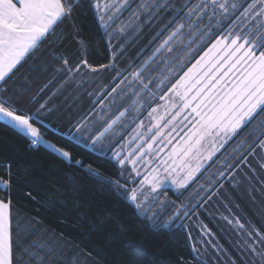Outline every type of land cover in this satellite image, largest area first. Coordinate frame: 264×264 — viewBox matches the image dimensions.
<instances>
[{
    "label": "snow or ice",
    "instance_id": "snow-or-ice-1",
    "mask_svg": "<svg viewBox=\"0 0 264 264\" xmlns=\"http://www.w3.org/2000/svg\"><path fill=\"white\" fill-rule=\"evenodd\" d=\"M83 2L84 0H0V123L25 138L29 148L44 145L64 161L81 167L85 166L81 159H74L71 151L45 140L40 127L36 126L35 121L40 119V109L46 105L41 104L34 114L26 111L16 95L9 94L6 85L18 66H22V62H26L27 58L38 52L54 36L57 43L62 39L57 34V29L64 20L74 17L75 10ZM89 3L111 46V40L117 38L115 33L123 34L126 30L125 25L115 28L113 24L121 9L128 6L129 0H89ZM162 8H171L177 15L156 33L155 38L160 42L152 55L143 61L138 71L129 73L132 80L127 85L125 81L129 77L122 76L110 88H104L97 96L99 107L86 114L75 125V132L72 133V139L77 143L87 135L85 146L91 147L93 152L97 151L98 145H112V154L121 168L127 163L131 166V172L143 177L139 181V188H128L121 185L119 179L110 180L91 164L87 165L89 174L98 182L116 185L121 197L131 200L136 209H142L156 230L187 217L190 209L185 203L176 204L172 201V214L167 221H160L157 219L158 213L152 212L154 205L146 207L149 195L152 194L151 198L159 203L155 194L164 183L174 184L178 189L186 188L194 173L203 167V160H212L229 140L264 114V0H188L179 5L173 4L171 0H155L154 3L153 0H148L140 5L133 17L138 18L141 12H147L151 16ZM72 28L76 33L74 39L78 47L86 49L87 42L79 37L78 27L73 24ZM213 28H223L224 31L217 34L214 42L174 82L165 77L157 85L164 90V94L158 97L164 103L148 111L146 119L149 123L145 125L144 120H140L135 128L129 129L132 135L123 144L117 140L113 145L120 128L126 123V115L139 103L133 101L132 105L116 114L111 113L115 101L127 92L133 82H139L142 86L140 90H147L148 84L144 77L151 74L153 65L166 59L163 55L165 52L172 53L186 39L197 34L201 41L209 39L213 35ZM109 29L112 31L109 32ZM164 32H167L166 36L163 35ZM193 42L194 40H189L187 47L191 48ZM116 47L120 51L113 52L112 63L99 67L89 63L83 54L74 61L66 56H54L62 65L55 71L68 77L74 85L77 83V76L82 78L89 73H99L102 69L112 68L117 76H121V69L116 67L115 61L123 54V49L120 45ZM178 59L179 56L174 58ZM166 66L171 67V64ZM165 81H168L166 90ZM132 94L135 95L136 91ZM105 97L109 99L107 104L104 103ZM184 121H188L191 127L171 151L161 156L163 148H154L153 145L158 141L160 144L171 143L169 137ZM97 124H100L98 129ZM257 133L261 134L257 136ZM124 135H120V140L124 139ZM103 151L101 148L100 152ZM258 155L264 160V119L252 128L246 138L240 140L232 155L208 178L207 184L213 187L201 186V191L206 190L201 203L211 200L223 187L217 178L231 180L235 176V170L242 167H247L254 173L256 169L250 164L249 157L257 159ZM192 161H197L195 167L192 166ZM138 164L144 167L143 173L137 167ZM12 165V161L0 162V189L6 192V198H0V264H37V258L42 264L43 257H39V250L45 248L46 244L32 240L25 246L22 237L31 224L21 232L19 216L14 218L12 215L13 201L10 193L15 176ZM260 168L264 169V162L260 163ZM161 174L165 175V181L159 179ZM120 175L123 176L124 173L121 172ZM120 188L123 191H119ZM147 213H151V216H147ZM14 219L17 222L15 232ZM234 222L247 237L242 249L249 256L251 264H264V232L250 224L246 227L239 218H235ZM229 223L233 221L229 220ZM14 234L17 237L15 241ZM180 264H184L183 258Z\"/></svg>",
    "mask_w": 264,
    "mask_h": 264
},
{
    "label": "trees",
    "instance_id": "trees-1",
    "mask_svg": "<svg viewBox=\"0 0 264 264\" xmlns=\"http://www.w3.org/2000/svg\"><path fill=\"white\" fill-rule=\"evenodd\" d=\"M146 2L148 0H129L128 6L121 9L113 26L125 25L126 30L123 34L115 33L117 38L112 39L109 46L89 0H84L75 10L74 17L64 20L57 29L62 39L57 43L54 36L22 62L6 85L9 94H15L26 111L34 114L41 104L46 105L40 109V119L35 121L44 139L71 151L73 158L81 159L85 165L70 164L44 145L29 148L25 138L0 123V162L12 161L15 173L10 193L12 215L14 218L19 216L21 232L31 224L22 237L25 246L32 240L46 244L39 250L42 264H180L181 258L184 264H206L195 257L184 226L172 224L160 230L153 229L152 221L142 216L128 199L121 197L116 185L98 182L89 174L87 165L91 164L110 180L120 179V167L108 149L103 148L101 153L97 147L93 152L91 147L85 146L87 135L79 143L72 139L75 125L99 107V93L127 73L139 70L160 42L155 38L156 33L177 15L171 8H162L151 16L141 12L134 18L133 14ZM171 2L179 5L188 0ZM73 24L78 27L79 37L87 42L84 50L74 39ZM212 31V37L203 41L198 34L189 37L172 53L165 52L166 59L153 65L151 74L144 77L148 84L143 98H148L144 111L151 110L159 101L158 97L164 94V90L157 87L160 81L168 77L174 82L224 29L213 28ZM189 40H194L191 48L187 47ZM117 45L123 49V54L115 61L121 76H117L112 68L102 69L82 78L77 76L74 85L68 77L55 71L62 65L54 56H66L74 61L83 54L94 67L111 64L113 52L120 51ZM177 56L179 59L174 60ZM168 64L171 67H167ZM167 85L168 81H165V90ZM130 99L122 96L113 106L122 111ZM132 113L131 109L128 115L132 116ZM260 118L261 115L253 124ZM99 127L97 124L96 128ZM118 138L119 134L115 142ZM119 191L123 190L120 188ZM0 198H6L5 190L0 189ZM16 223L14 219V232ZM13 239H17L15 234ZM37 264H41L39 258Z\"/></svg>",
    "mask_w": 264,
    "mask_h": 264
},
{
    "label": "rangeland",
    "instance_id": "rangeland-1",
    "mask_svg": "<svg viewBox=\"0 0 264 264\" xmlns=\"http://www.w3.org/2000/svg\"><path fill=\"white\" fill-rule=\"evenodd\" d=\"M125 76L129 77L128 81H125V85H127L132 80V77L129 73ZM121 87H124V85ZM141 87L139 82H133L127 90L129 93L123 95V98H131L124 108L132 105L133 101H139V103L132 109V116L127 114L125 117L126 123H124L123 129L120 128L119 135L127 134L124 135L123 140L118 138L120 144H123L132 135L129 129L135 128L140 120H144L145 125L149 123L146 119L148 112L144 111V103L148 101V98L143 99L146 90L141 91ZM134 90L136 91L135 95L132 94ZM108 102L109 99L106 97L104 103L107 104ZM163 103V101L159 100L154 107ZM113 105L111 107V113L118 114L117 109ZM261 119H264V114H261L259 121L254 124L251 122L238 136L229 140L215 154L212 160H203V167L199 172L194 173L193 178L189 181L186 188L178 189L174 184L164 183L163 187L155 194L158 196L159 203L151 198L152 194L149 195L146 207L148 205H154L152 212L158 213L157 219L160 221H167L172 214V205L170 202L174 201L176 204L185 203L188 205L190 214L187 217L177 219L172 224L182 225L186 228L190 246L195 257L206 264H251L249 256L242 249V245L247 237L235 224V218H239L240 222L244 223L246 227L250 224L264 232V169L260 168V163L264 162V160L259 155L257 159L249 157L250 164L256 169L254 173L247 167H242L239 170H235V176L231 180L217 178L219 183L223 184V187L211 200L201 203L203 197L206 195V190L201 191V186L207 185L208 188L213 187V185L207 184L208 178L220 169L224 160L232 155L233 149L239 144L240 140L246 138L252 131V128ZM161 123L163 124L164 122L162 121ZM190 127L191 124L188 121H184L183 124L178 125L177 130L169 137L171 143L165 142L164 144H160L158 141L153 147H162L163 152H161V156L166 155L181 140V137L184 136ZM167 131L166 129V134ZM260 134L257 133V136ZM115 144L116 142L114 140L113 145ZM96 147L99 148V151L101 148L108 149L111 157L116 161L112 154V145L108 147L98 145ZM116 163L119 165L117 161ZM191 163L195 167L197 161H192ZM119 167L121 172L124 173L123 176L120 175V184L126 185L128 188H139V181L143 177L136 176L131 172V166L127 163L123 168L120 165ZM137 167L141 173L145 171L143 166L138 164ZM183 174L181 173V175ZM159 179L165 181L166 177L164 174H161ZM145 190L147 191V188ZM244 191L247 197H249V200L245 197ZM129 201L131 202V200ZM137 210L142 216L146 217L142 209ZM147 216H151V213H147ZM229 220H232L233 223H229Z\"/></svg>",
    "mask_w": 264,
    "mask_h": 264
}]
</instances>
